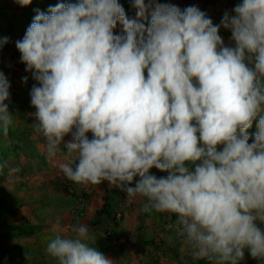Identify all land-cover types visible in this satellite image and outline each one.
<instances>
[{"label": "clouds", "instance_id": "9594fccd", "mask_svg": "<svg viewBox=\"0 0 264 264\" xmlns=\"http://www.w3.org/2000/svg\"><path fill=\"white\" fill-rule=\"evenodd\" d=\"M132 6L135 19L119 0H59L37 10L16 42L39 84L30 93L33 127L50 157L63 145L58 166L69 180L107 181L145 198L144 212L175 214L193 258L239 264L247 249L264 261V0H242L224 14L234 46L196 6ZM9 87L0 72L4 136L13 123ZM70 229L74 237L47 243L58 264H113L86 242V224Z\"/></svg>", "mask_w": 264, "mask_h": 264}, {"label": "crops", "instance_id": "0c3cea01", "mask_svg": "<svg viewBox=\"0 0 264 264\" xmlns=\"http://www.w3.org/2000/svg\"><path fill=\"white\" fill-rule=\"evenodd\" d=\"M59 0H32L28 6H20L15 0H0V39L7 38V42L0 46V72L9 77L8 81L16 82L19 75L27 77L21 84L28 90L30 73L26 65L21 62V54L16 48V42L22 40L27 28L33 21L37 10L47 12L50 6ZM75 2V0H73ZM160 3H172L181 10L196 6L213 25H220L219 35L226 46H234L231 30L221 25L225 13L234 15L233 9L242 0H158ZM129 19L136 18V9L132 0H119ZM150 19V15H149ZM146 24L148 21H142ZM114 34H123L122 25L117 23ZM6 67V68H5ZM19 68V70H18ZM19 81V80H18ZM38 82V81H37ZM257 131L256 122L249 133ZM91 138V133H88ZM71 135L65 137V142ZM251 142V141H250ZM66 150L61 145V151L55 157H50L47 151V141L42 134V249L59 234L62 237L75 236L70 226L86 224L89 228L87 243L95 247L113 264H210L207 259H195L189 245L179 234L176 223L177 216L167 212H144L145 198L137 196L136 200L125 206L121 219L114 218L118 201L124 191L110 186L107 181L98 185L80 184L69 180L59 168L64 161ZM156 177L166 176L156 168L150 169ZM77 196H82L86 208L78 215L73 213ZM59 222L58 230L54 227ZM264 227V225H262ZM51 256H47L49 259ZM53 264L58 262L53 258ZM239 264H264V261L251 257L247 249Z\"/></svg>", "mask_w": 264, "mask_h": 264}, {"label": "rangeland", "instance_id": "374dc122", "mask_svg": "<svg viewBox=\"0 0 264 264\" xmlns=\"http://www.w3.org/2000/svg\"><path fill=\"white\" fill-rule=\"evenodd\" d=\"M22 78L8 81L13 123L7 136L0 133V264H53L42 249V133L33 127L30 95L39 84L31 72L27 90Z\"/></svg>", "mask_w": 264, "mask_h": 264}, {"label": "built area", "instance_id": "2783aa9c", "mask_svg": "<svg viewBox=\"0 0 264 264\" xmlns=\"http://www.w3.org/2000/svg\"><path fill=\"white\" fill-rule=\"evenodd\" d=\"M132 186H134V184ZM136 198H137V196L131 197V196H128L126 192H124L122 195V198L117 203V207H116L115 212H114V218L116 220L121 219L122 216L124 215L125 206L132 204L136 200ZM85 208H86V203H85L84 198L82 196H77L76 205L73 208V213L75 215H78L81 212H83L85 210Z\"/></svg>", "mask_w": 264, "mask_h": 264}]
</instances>
